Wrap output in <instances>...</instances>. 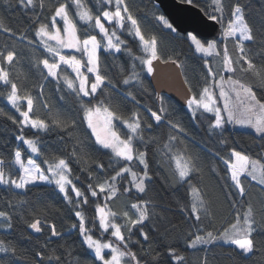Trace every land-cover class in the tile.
I'll return each instance as SVG.
<instances>
[{
    "label": "snow or ice",
    "instance_id": "snow-or-ice-1",
    "mask_svg": "<svg viewBox=\"0 0 264 264\" xmlns=\"http://www.w3.org/2000/svg\"><path fill=\"white\" fill-rule=\"evenodd\" d=\"M0 3L20 10L27 19L23 30L13 29L0 19V32L7 34L11 42V46L6 42L0 48V85L3 86L0 96L19 114L11 115L0 108V115L16 126L15 140L20 142L7 157L0 155V186L16 198L15 202L12 198L3 201L0 230L7 233L13 229L14 213L19 215L18 207L26 203L19 199L21 192H28L30 186L36 184L53 185L76 218L69 231L77 230L82 245L91 253L87 264H161L160 253L143 244L150 241L146 222L156 215L152 201L140 198L131 203L130 209L120 212L109 206L110 201L119 198L122 180L128 185L123 187V193L130 194L133 189L138 194L146 193L154 175L150 172L149 159V151L154 148V156L160 157L158 163L169 173L173 186L186 191L187 203L180 206V211L186 221L192 222L185 236L187 248L202 249L223 243L234 246L245 258L264 249V206L257 210L246 199L249 187H257L264 193V144L259 153L251 156L230 147L223 135L225 125L234 124L252 129L255 136L264 141V30L260 33L262 50L254 53L246 43H256L257 32L247 19L241 0H206L204 6L197 0H179L181 5L199 7L207 21L221 26L218 40H202L194 30L185 31L182 38L203 61L204 69V82L199 91H194L184 77L185 104L193 121L199 122L201 115L210 114L206 117L207 135L221 147L215 150L205 147L201 152L223 163L222 176L215 163L206 165L201 152L188 147L189 133L182 123L169 118L163 96L156 95L160 105L157 110L144 108L148 114L145 119L139 110L144 107L142 100L131 90L143 85L142 74L155 76L157 62L181 70L184 67L179 61L180 53L163 56L158 36L145 30L147 22L158 30L180 36L178 27L165 15L152 11L149 16L146 6H136L135 0H95L94 4L91 0H0ZM152 7L155 9L156 5ZM28 31L34 38H29ZM125 34L138 42L141 55L133 53ZM24 42L26 47L35 45L47 53V56L33 57L34 67L44 81L54 82L57 91L68 90L77 105L74 113L64 115L53 111L46 100H41L47 112L43 117L36 115V102L43 97L45 84L38 85L39 95L34 97L31 90L22 89L17 82L19 76L12 74V66L20 55L15 44ZM101 51L113 58L122 53L131 57L130 69L120 81L114 82L106 74ZM62 66L70 69L74 76L67 72L62 74ZM121 71H125L123 66ZM120 84L125 86L122 92L118 91ZM142 91L148 93L147 88ZM116 96H122L133 108L121 105ZM162 124L169 130L166 138L154 134V128ZM81 129L83 135H75ZM52 132L64 143L65 149L69 143L72 146L67 155L62 154V149L44 158L41 163L46 167H42L33 157L43 155L40 133ZM191 142L197 143L194 137ZM221 148L226 154H222ZM92 151L108 155V166L93 159ZM73 162L81 165L80 172L86 173L84 189L77 186L80 176L74 175ZM113 163L116 167H112ZM206 166L225 181L233 208L240 203L236 197L245 198L243 210L237 209L233 220L220 229L211 226L209 194L199 182L193 183L198 174L202 176ZM101 197L103 202H97ZM90 199L95 207L91 221L85 215ZM89 223L91 228L87 226ZM26 225L32 233L43 235L45 229L48 231L42 245L46 251H36L33 264H69L65 256H72L70 250L58 254L56 249H48L52 238L63 239L65 235L57 230L54 222L46 217L41 219L39 213L34 212ZM93 228L106 238H97ZM152 230L159 229L153 225ZM27 238L31 240L32 236L29 234ZM133 246H139V252L133 250ZM0 253L5 255L0 264H12L13 258H19L12 241L4 238H0ZM168 255L175 264H185V256L176 249L169 247ZM147 256L152 257L151 261L145 259ZM74 264L81 261L77 258ZM200 264H208L207 256L201 258Z\"/></svg>",
    "mask_w": 264,
    "mask_h": 264
},
{
    "label": "trees",
    "instance_id": "trees-1",
    "mask_svg": "<svg viewBox=\"0 0 264 264\" xmlns=\"http://www.w3.org/2000/svg\"><path fill=\"white\" fill-rule=\"evenodd\" d=\"M197 2L200 6H204L206 0H197ZM91 3L94 4L95 0H91ZM241 3L245 7L247 19L257 32L256 43L247 42L246 47L251 48L254 53L260 52L262 50L260 47V33L264 30V0H241ZM135 4L140 7L146 6L149 16H151L152 11H157L158 14H162L159 6L154 0H135ZM153 4L156 5L155 9L152 7ZM197 8L199 9V7ZM0 19H3L4 24L16 30H23L27 25V19L22 15L20 10L16 8L9 9L3 3H0ZM144 27L146 32H155L158 36L159 51L163 56L167 57L180 53L179 61L184 65L183 69H180L184 74L182 75L183 80L186 76L192 84L194 91H199L200 86L204 82L203 61L192 53L188 44L183 41V35L176 36L175 34H170L167 30H158L154 28L151 23L147 22H145ZM81 32H83V28H81ZM27 35L29 38H34L31 31H28ZM124 38L128 40V45L133 49L135 55L142 54L136 40L126 34ZM6 42H9L7 34L0 32V48H2ZM9 44L11 46V42H9ZM15 48L20 55L17 62L12 66V74L14 77L17 75L19 76L17 82L22 86V89L28 88L32 91L34 97H36L39 95L38 85L40 83L45 84L44 95L37 99L36 102V115L42 117L46 115L47 110L42 107L41 100H46L53 111H59L64 115L74 113L77 105L75 104L73 96L68 94V90L64 88L62 91H57L54 82L44 81L39 71L34 67V56H47L43 48H36L35 45L26 47V42L16 43ZM229 48H232L231 44H229ZM67 51L68 50L65 52ZM73 54L78 57L80 56V53ZM131 62L132 59L127 54H118L117 58H113L101 51L102 67L114 82L122 79V76L126 74V70L130 69ZM215 62L216 61L213 60V63ZM121 66H123L124 72L121 71ZM61 71L62 74L64 72L71 74L63 66ZM142 77L143 85H137L131 90L142 100V105L144 107L139 110L145 119H147L148 114L144 111V108L151 107L153 110H157L160 105L156 98L157 94L150 83L149 76L142 74ZM34 85L36 87H34ZM142 88H147L148 93H144ZM0 90H3L2 85H0ZM124 90L125 86L122 84L118 85V91L122 92ZM113 95L116 94L114 93ZM62 96L64 97L63 99H61ZM160 96L164 97L165 107H167L170 113L169 118L179 121L187 129L189 138L186 142L192 151L201 152V149L205 147H210L213 150L221 147L214 139L210 140L207 135L206 117L210 116V114L201 115L199 122L193 121L187 107L179 106L166 95L160 94ZM116 100L120 102L121 105H127L129 109L133 108V105L124 101L122 96H116ZM0 108L11 115H19L11 105L7 103L4 96H0ZM125 114H127V112H125ZM26 132L31 135L29 130H26ZM16 133V126L3 115H0V155L7 157L8 153L20 146V142L15 140ZM168 133L169 130L165 124H162L159 128H154V134L157 137L166 138ZM75 135L82 136L83 129L79 130ZM223 135L228 139L230 147H235L251 156H255L259 153L261 151V145L264 144V141H260L259 137H256L255 134L231 129L228 125H225ZM193 137L197 142L195 144L191 142ZM40 146L43 155L33 157L37 160V163H41L42 160L50 154L60 153L62 149V154L67 155L72 145L69 143L65 149L64 143L59 140L55 132H52L49 134L40 133ZM221 151L222 154H226L222 148ZM27 155L28 153L25 152V157H27ZM201 155L206 165L215 163L220 171V176L223 175L225 166L222 162L213 160L211 155L203 152H201ZM91 157L102 161L106 166L109 164L108 155H102L101 153L92 151ZM149 159L150 172L154 175L153 179L148 182L146 193L138 194L135 189H133L130 194L123 193V187L128 185L126 181L122 180L119 182L121 185V194L119 198L110 201L109 206L112 210L120 212L130 209L131 203L136 202L140 198L152 201V204L155 206L156 215L150 222H146L145 227V230L149 232L150 241L142 242L145 248H148L150 245L152 249L160 253L161 264H175L168 255L169 247L176 249L178 254L185 256V264H200V260L204 256H207L208 264H264V249L245 258L239 254L238 250H234V246L222 243L209 245L202 249L187 248L185 236L192 222L190 220L186 221L185 215L180 211V206L187 203L185 188L177 190V188L173 186L174 182L169 177V173L165 168L160 167L158 163L160 157L158 155L154 156V148H151L149 151ZM41 166L46 167V165L42 163ZM72 167L74 175L80 176V180L77 181V186L82 189L86 188V173L79 171L81 165L73 162ZM112 167H116V164L113 163ZM108 170L110 171L111 169L109 168ZM220 176L212 173L206 166L202 176L198 174L196 179L193 180V183L199 182L200 186L211 198V226L216 229H220L232 221L237 209L242 211L243 208L241 206L245 204V198L236 197L240 203L237 205V208L231 206V198L227 196L228 189L224 186L225 181L221 179ZM245 183L247 186V182ZM248 192L249 196L246 199L250 200L257 210L264 206V193H261L259 188L249 187ZM9 198H12L15 202L16 198H13L10 193H6L3 187L0 186V207H3V201ZM19 199L24 200L26 203L18 207L17 211L19 215L14 213L13 229L7 233L0 230V238L11 240L13 245L17 248V256L19 258H13L12 264H33L34 253L36 251L45 250L42 248V245H44L47 239V229H45V234L43 235L35 234L32 233L26 225V221L31 219L34 212L39 213L41 219L46 217L50 222H54L57 230L65 234L63 239L52 238V242L48 244L49 250L56 249L58 254L63 253L66 249L70 250L72 256H65L69 264H74L77 258L81 261V264H87V261L91 259V253L86 250V246L82 245V238L79 237L77 230L72 229L69 231L71 224L76 222V218L71 214L62 195L55 190L53 185L36 184L30 186L28 192H21ZM97 202H103V198L101 197L100 201ZM94 214V202L90 199L89 204L85 206V215L87 219L91 221ZM153 225H156L159 230L153 231ZM87 226L91 228L92 224L89 223ZM165 229L167 230L165 231ZM192 230L195 231V229ZM92 231L97 238H106L104 234L95 228H93ZM29 234L32 236L31 240L27 238ZM37 237H39L38 240ZM140 239L142 240V238ZM133 250L139 252V246H133ZM0 259H5L3 253H0ZM145 259L151 261L152 257L147 256Z\"/></svg>",
    "mask_w": 264,
    "mask_h": 264
},
{
    "label": "water",
    "instance_id": "water-1",
    "mask_svg": "<svg viewBox=\"0 0 264 264\" xmlns=\"http://www.w3.org/2000/svg\"><path fill=\"white\" fill-rule=\"evenodd\" d=\"M165 17L178 27L183 35L185 31H195L202 40L219 39L221 27L207 21L197 7L181 5L178 0H154ZM157 72L154 77H149L150 83L156 94H163L175 101L179 106L186 107V86L180 69L171 64L156 63Z\"/></svg>",
    "mask_w": 264,
    "mask_h": 264
},
{
    "label": "rangeland",
    "instance_id": "rangeland-1",
    "mask_svg": "<svg viewBox=\"0 0 264 264\" xmlns=\"http://www.w3.org/2000/svg\"><path fill=\"white\" fill-rule=\"evenodd\" d=\"M67 49H65L64 51H66ZM69 51V50H68ZM216 63V62H215ZM68 70V72L69 73H71V70L70 69H67ZM73 76H74V73H71ZM223 102L221 101V104H222ZM226 125H228L231 129H236V130H242V131H246V132H251V133H253L254 134V132L252 131V129H250V128H244V127H240V126H238V125H234V124H226ZM17 191H19V190H17ZM36 234V233H35ZM223 244V243H222ZM227 245V244H226ZM232 246V245H231Z\"/></svg>",
    "mask_w": 264,
    "mask_h": 264
}]
</instances>
